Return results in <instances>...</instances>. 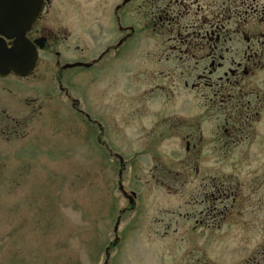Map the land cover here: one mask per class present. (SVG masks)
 I'll use <instances>...</instances> for the list:
<instances>
[{"label": "rangeland", "instance_id": "1", "mask_svg": "<svg viewBox=\"0 0 264 264\" xmlns=\"http://www.w3.org/2000/svg\"><path fill=\"white\" fill-rule=\"evenodd\" d=\"M115 3L52 0L87 61L115 43ZM158 59L138 64L124 50L87 78L46 55L40 101L8 96L22 124L0 131L11 264H264V117L251 121L253 142L234 141L217 131L227 117L211 89H192L201 72Z\"/></svg>", "mask_w": 264, "mask_h": 264}, {"label": "flooded vegetation", "instance_id": "2", "mask_svg": "<svg viewBox=\"0 0 264 264\" xmlns=\"http://www.w3.org/2000/svg\"><path fill=\"white\" fill-rule=\"evenodd\" d=\"M20 12L24 14L21 19L16 16L0 18L10 24L19 21L20 29H27L22 38L36 55V62L24 76L15 72L0 76V131L9 129L5 121L22 127L16 114L9 115L3 105L9 95L16 103L40 101L43 95L41 72L46 55L55 57L59 72L78 71L91 78L90 73L98 71L95 68L118 57L124 50L133 55L138 64L159 56L161 65H174L182 72H201L192 89L210 88L211 101L217 103L227 117L224 127L218 126L217 131H232L231 138L240 144L253 142L254 131H260L259 127L253 129L251 121L254 124L259 121L260 125L264 117V92L254 87L257 73H264V0H116L112 12L115 43L89 61L88 49L73 47V36L58 22L52 0H31V6H25ZM30 14L37 16L28 28L33 19ZM17 41V37L10 39L0 35V53L5 47L13 49ZM143 44L150 47L140 49ZM68 59L73 61H66ZM63 78L64 75H57L55 82L58 89L68 95ZM188 85L186 82L185 86ZM72 100L77 110L80 103ZM78 113L103 131L89 113L79 109ZM230 121L234 125L227 127ZM10 210V198L0 197V264H11L12 259Z\"/></svg>", "mask_w": 264, "mask_h": 264}, {"label": "water", "instance_id": "3", "mask_svg": "<svg viewBox=\"0 0 264 264\" xmlns=\"http://www.w3.org/2000/svg\"><path fill=\"white\" fill-rule=\"evenodd\" d=\"M25 6H31V0H1L0 12L3 13H0V17L8 18L10 16H16L21 19L24 14L20 12V9L22 10ZM29 16L33 19L28 23V28L32 25L33 20L37 15L30 14ZM1 18L0 35L10 39L17 37L18 41L16 42L15 47L11 50L6 47L4 50L1 49L3 52L0 53V76H7L10 72H15L17 75L24 76L28 71L30 72L33 69L36 62V55L30 50V47L26 46V43L22 38L27 29L21 30V23L19 21L10 24L7 21H1ZM20 31L22 32L19 33ZM25 50L28 51L27 54ZM120 190L124 192L122 185L120 186ZM130 201L133 203V198H131Z\"/></svg>", "mask_w": 264, "mask_h": 264}]
</instances>
